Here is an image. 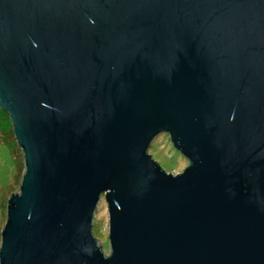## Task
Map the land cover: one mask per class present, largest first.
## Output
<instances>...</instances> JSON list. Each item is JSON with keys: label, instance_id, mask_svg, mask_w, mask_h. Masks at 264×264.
Wrapping results in <instances>:
<instances>
[{"label": "water", "instance_id": "water-1", "mask_svg": "<svg viewBox=\"0 0 264 264\" xmlns=\"http://www.w3.org/2000/svg\"><path fill=\"white\" fill-rule=\"evenodd\" d=\"M0 108V264H264V0H0Z\"/></svg>", "mask_w": 264, "mask_h": 264}, {"label": "rangeland", "instance_id": "rangeland-1", "mask_svg": "<svg viewBox=\"0 0 264 264\" xmlns=\"http://www.w3.org/2000/svg\"><path fill=\"white\" fill-rule=\"evenodd\" d=\"M151 154L170 172L178 173L188 165V160L174 147L168 133H161L150 147ZM25 170L23 151L18 146L10 115L0 108V246L1 232L7 219L10 195L20 189ZM94 232L103 248L109 252V218L104 197L94 217Z\"/></svg>", "mask_w": 264, "mask_h": 264}]
</instances>
